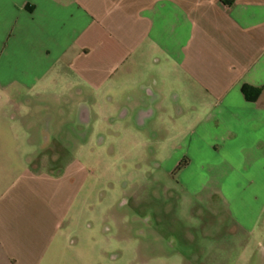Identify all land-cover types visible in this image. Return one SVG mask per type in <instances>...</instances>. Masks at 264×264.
Listing matches in <instances>:
<instances>
[{"label": "crops", "instance_id": "obj_1", "mask_svg": "<svg viewBox=\"0 0 264 264\" xmlns=\"http://www.w3.org/2000/svg\"><path fill=\"white\" fill-rule=\"evenodd\" d=\"M103 101L173 144L162 166L241 245L264 235V0H0V264L76 248L86 170L35 151Z\"/></svg>", "mask_w": 264, "mask_h": 264}, {"label": "rangeland", "instance_id": "obj_2", "mask_svg": "<svg viewBox=\"0 0 264 264\" xmlns=\"http://www.w3.org/2000/svg\"><path fill=\"white\" fill-rule=\"evenodd\" d=\"M112 107L100 102V116L109 118L97 112L77 132L71 120L66 133L45 135L66 149L35 151L50 159L60 153L59 164L75 157L86 170L67 236L76 248L59 264H264V235L241 245L217 204L188 196L162 166L173 144H144L136 112L121 117Z\"/></svg>", "mask_w": 264, "mask_h": 264}, {"label": "trees", "instance_id": "obj_3", "mask_svg": "<svg viewBox=\"0 0 264 264\" xmlns=\"http://www.w3.org/2000/svg\"><path fill=\"white\" fill-rule=\"evenodd\" d=\"M184 165V163L182 162V163H180L176 168H175V171H177V170H179V169H181L182 168V166Z\"/></svg>", "mask_w": 264, "mask_h": 264}]
</instances>
